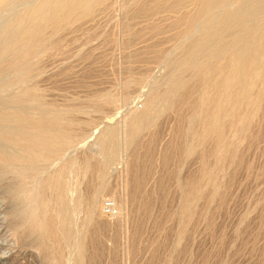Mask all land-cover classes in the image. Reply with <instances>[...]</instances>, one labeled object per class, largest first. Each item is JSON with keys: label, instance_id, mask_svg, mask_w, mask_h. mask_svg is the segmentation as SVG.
I'll return each mask as SVG.
<instances>
[{"label": "rangeland", "instance_id": "obj_1", "mask_svg": "<svg viewBox=\"0 0 264 264\" xmlns=\"http://www.w3.org/2000/svg\"><path fill=\"white\" fill-rule=\"evenodd\" d=\"M39 1L14 0L0 7V37L15 18ZM145 1L105 0L98 6L96 4L92 14L72 18L56 32L49 28V43L33 57V82L30 80L29 83L38 87L53 113L59 111L72 116V124L76 126L71 125L70 130L76 137L67 144L61 157L49 164L39 165V174L28 179L30 186L36 185L37 180L55 171L63 162L73 168L67 174L71 204L74 203L73 198L78 196L74 197L76 190L87 197L91 188L97 186V203L93 210V207L89 210L85 206L73 207L71 210V228L76 237L70 244L61 245V264H264L263 117L261 120V116L256 118L257 122L254 121L255 125L252 124L246 133L232 132L230 138L237 146L238 160L229 159L225 162L226 165L217 175L220 185L212 199L209 198L208 188L204 189L184 235H181L182 221L179 216L183 201L182 187L199 173L203 149L207 147L210 151L212 148V142L207 139L195 153L186 155L181 150L183 137L180 130H189L194 126L198 128L197 111L189 103L179 106V109H162L154 123L143 128L134 142L130 140L129 132L125 131V128L128 131L130 115L144 111L153 92L164 94L169 91V85L177 74L175 64L183 59L184 46L206 29L203 22L207 26L209 21L215 20L216 14L217 20L227 8L236 9L242 4L239 1L243 0H237L239 4L233 0L236 1V7L232 0L224 4L226 6L214 7L216 13L214 10L210 13L215 15L207 14V20L205 15L197 21V24L201 23H195L196 28L193 26L190 34H181L184 25L177 20L187 12H193L196 9L194 3L190 2L187 10L184 8L179 12L159 11L150 16L135 15L134 12ZM202 27L204 29L201 30ZM9 56L10 53L2 58L6 61ZM216 60H211V63ZM190 67L184 76L193 80L198 73V65L194 63ZM17 71L10 69L0 75V106L3 105L4 109L16 107V103L13 105L11 102V96L24 85L19 81L20 73ZM7 82L10 83L6 87L4 83ZM196 95L198 97V92L192 94L191 99L197 98ZM109 97L112 100H107ZM110 128H116L120 134L117 136L119 143L116 155L107 161L101 137ZM0 144L12 152L16 149L2 141ZM88 160L95 164L106 161L105 180L100 181L91 170L83 171ZM206 161L213 165L212 157L208 156ZM1 171L2 168L0 264H59L43 252L40 246L43 236L30 230L29 209L33 204L27 197L16 198L11 195V190L19 184V180ZM40 171H43L42 175ZM35 185L31 188L34 189ZM107 201L115 205V215L105 213L103 207ZM81 248L83 261H79Z\"/></svg>", "mask_w": 264, "mask_h": 264}, {"label": "bare ground", "instance_id": "obj_2", "mask_svg": "<svg viewBox=\"0 0 264 264\" xmlns=\"http://www.w3.org/2000/svg\"><path fill=\"white\" fill-rule=\"evenodd\" d=\"M10 1L14 0H0V7L8 4ZM103 1L105 0H41L24 14H20L15 18L13 23L9 24L0 37V58L3 59L2 57L5 58V55L11 54L6 61L5 59H0V75L4 74L7 70L18 69L20 73L19 81L24 84L20 91L16 92L17 90H15L16 94H14L13 97L11 96L12 99L10 98L13 105L16 103V107L13 109H4V107H2L3 105L0 106V141L10 147L16 148L14 149L15 151H17V149L20 151H18V153H15V151L12 152L11 150L9 151L8 148L0 144V167L2 168L3 174H11L13 178L19 180V184L17 186L15 185L16 187L11 190V195L16 198H22V196L25 198L27 197L31 204H33L29 209L31 210L29 214L30 217L28 218L30 230L35 233H40L43 236V242H39L41 243L40 246L43 252H46L47 255L49 254L50 257L52 256L54 263L56 262L59 264H61L62 260L61 245L70 244L76 237V234L71 228V210L73 207L77 208L80 206H85L90 210L91 207L97 203V186H93L90 192H87V197L84 196V193L82 195H80L81 193L78 194V191L74 188L77 194L73 192L75 194L73 195L74 197H76V195L78 196L77 198L72 197L75 200H73L74 203L72 202L71 204L68 197L69 187L67 174L72 167L67 162H63L55 171H51L52 174L50 173L47 176L43 175L46 177L40 178L39 180L36 179L37 183L36 185L34 184L36 186L34 189L31 188L34 186L33 184L30 186L28 179L36 177V175L39 174V165L49 164L54 159L61 157L64 148L76 137L70 130L71 125L76 126L72 124L74 123V119L71 118L72 116L70 117L68 116L69 114L66 115V113L63 114V112L59 113V111L53 113V110H50L51 107L49 108V104L46 103L38 87L33 83H29L34 73H32L33 57L39 49L49 43L47 42L49 40V38H47V30L49 28L56 32L72 18H79L83 15L92 14L95 5L97 4L98 6V4L100 5ZM228 1L230 0H146L139 5L134 13L135 15L150 16L159 11L179 12L186 8L190 2L194 3L196 9L189 14H187V12L184 16H180L177 20L178 23L181 22L184 25V30L182 29L183 32H181L182 34L191 32L197 21L202 19L205 15L207 20V14H211L210 12L214 10V7L223 6ZM236 1H233L235 2V7ZM241 2L242 4L240 5L239 3ZM239 3L236 9L229 10L227 8V11L221 16H218L219 18L217 20L216 15L218 14H211L212 16L215 15L216 21L213 19L215 22H212V20L211 23L209 21L210 18H208V27L204 26L206 22H203V27H206V29L203 32L201 31L202 33L193 39L192 42L184 46V57L182 56L183 59L181 58L182 60L175 64V73L177 74H175V79L172 80L173 83L171 82L172 84L169 85V91L164 94L153 92L146 102L144 111L133 112L132 115L129 114L128 127L126 126L128 131L125 128V131L129 132L128 135L130 136V140L134 142L133 140L143 128L154 123L157 118L156 116L162 109L168 107H177L179 109V106L189 103V105L197 111L198 128H194L196 126L193 128L189 126L191 129L188 130L185 128L188 131H185V129L180 130L182 131L180 134H182L183 137L182 140L180 139L181 137L179 138L182 141L181 150H183L186 155H190L193 152L195 153L204 142L206 143V141H208L207 139L212 142V148H209L210 151L206 149L207 147H205V150L203 149L204 153H201L203 154V161L198 173L199 175L197 174L198 176L196 175L191 181L188 179L189 182H187V184L185 183L186 185L182 187L183 201H181L182 206H180L181 209L179 212V216L181 217L180 220L182 221L181 235L186 233L188 224L195 215L197 201H199L198 199L202 196L203 191H205L204 189L208 188L210 191L209 198L212 199L220 185L217 175L222 170L225 162L227 160L229 161V159L238 160L236 159L239 157L237 146L230 138V136H233L232 132L243 131V133H246L254 121H256V118L258 119L260 116V120L262 117L264 118V0H243L239 1ZM231 4L234 7L232 2ZM200 23L201 21L198 24ZM200 26H202V24ZM203 27L201 30L204 29ZM128 39L130 40L131 38L129 37ZM213 59L217 60L211 63ZM154 60L156 61V59ZM194 63L198 65V73L193 80H189L184 76V72ZM11 79L15 81L13 77ZM9 83L10 82L4 84L7 87ZM195 92H198V97L196 95L197 98L191 99L192 94ZM110 98L111 97L107 100H110ZM102 104L105 105L104 103ZM83 105H85V103ZM101 107L105 109L104 106ZM195 111L192 110V112ZM254 125L255 124H253V126ZM118 134L120 133L117 132L116 128H110L107 129L101 137L102 150L107 156V161L108 158L111 159L116 155L115 153L118 149ZM187 140L189 141L186 142ZM172 150L170 152H172ZM104 152H102V154ZM208 156L213 158V165L207 163L206 160ZM103 157L104 156H102V158ZM133 158L135 159V157ZM99 163L95 164V162L93 163V161L88 160L83 171L86 172L85 170H91L95 172L100 181H102L105 180V164L107 163L105 160H101ZM75 172L77 173V171ZM41 173H43V171H40V174ZM93 209L94 207L92 210ZM73 211L75 212V210ZM80 244L83 248V241H81ZM82 248L79 261L83 258Z\"/></svg>", "mask_w": 264, "mask_h": 264}, {"label": "built area", "instance_id": "obj_3", "mask_svg": "<svg viewBox=\"0 0 264 264\" xmlns=\"http://www.w3.org/2000/svg\"><path fill=\"white\" fill-rule=\"evenodd\" d=\"M104 211L107 215L112 216L116 214V207L112 202H105L104 203Z\"/></svg>", "mask_w": 264, "mask_h": 264}]
</instances>
